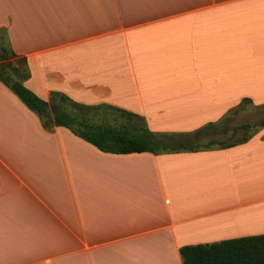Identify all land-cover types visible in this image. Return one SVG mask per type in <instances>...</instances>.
<instances>
[{
	"label": "crops",
	"instance_id": "crops-1",
	"mask_svg": "<svg viewBox=\"0 0 264 264\" xmlns=\"http://www.w3.org/2000/svg\"><path fill=\"white\" fill-rule=\"evenodd\" d=\"M25 88L106 104L150 132L264 103V0H0ZM264 234V127L225 149L110 154L45 131L0 83V264H181Z\"/></svg>",
	"mask_w": 264,
	"mask_h": 264
},
{
	"label": "trees",
	"instance_id": "trees-1",
	"mask_svg": "<svg viewBox=\"0 0 264 264\" xmlns=\"http://www.w3.org/2000/svg\"><path fill=\"white\" fill-rule=\"evenodd\" d=\"M0 40V83L37 117L45 131H50L52 127L66 128L74 136L103 153L148 152L160 155L225 149L244 143L257 129L264 127V117L252 126L250 131H247V124L229 125L232 115L242 104H251L247 99H242L218 121L187 133L150 132L141 118L132 113L106 104H79L58 92H50L45 101L23 85L29 75L24 58L13 53L5 36L0 35ZM255 107L263 109L264 103ZM98 111L105 116L120 117L126 125L118 129L94 125L87 116ZM239 130L247 132L236 139L234 133ZM220 136L222 138H218ZM207 137L210 139L200 144V141ZM178 252L181 264H264V234L210 244L186 245L180 247Z\"/></svg>",
	"mask_w": 264,
	"mask_h": 264
},
{
	"label": "rangeland",
	"instance_id": "rangeland-1",
	"mask_svg": "<svg viewBox=\"0 0 264 264\" xmlns=\"http://www.w3.org/2000/svg\"><path fill=\"white\" fill-rule=\"evenodd\" d=\"M0 35H1V37L5 36V34L3 32H1V31H0ZM5 39H6V36H5ZM255 106L256 105H253L252 103L251 104H245V103L242 104L237 109V112L234 115H232V121L230 122L229 125L230 126H236V125H239V124H247V125H249L247 131H250L252 126H254L262 117H264V108L263 109H259V108L255 107ZM87 117L90 119L91 123H93L94 125L111 127V128H116V129L122 128L123 125H126L125 121L122 118L116 117V116H113V115L112 116L111 115H106L105 116L104 114L102 115L100 113V111L91 112V113L88 114ZM247 131L246 130H239L236 133H234V136H235L236 139H239ZM189 132H191V131H189ZM183 133H187V132H183ZM252 135L253 134H251V136ZM226 136H227V134L225 135V137ZM209 137H214V136L213 135H209ZM218 138H222V136H220ZM208 139H210V138L207 137V139H202L200 141V144H203Z\"/></svg>",
	"mask_w": 264,
	"mask_h": 264
},
{
	"label": "water",
	"instance_id": "water-1",
	"mask_svg": "<svg viewBox=\"0 0 264 264\" xmlns=\"http://www.w3.org/2000/svg\"><path fill=\"white\" fill-rule=\"evenodd\" d=\"M0 60H1V57H0Z\"/></svg>",
	"mask_w": 264,
	"mask_h": 264
}]
</instances>
